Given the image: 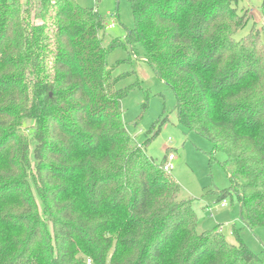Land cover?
I'll use <instances>...</instances> for the list:
<instances>
[{
	"label": "trees",
	"instance_id": "trees-1",
	"mask_svg": "<svg viewBox=\"0 0 264 264\" xmlns=\"http://www.w3.org/2000/svg\"><path fill=\"white\" fill-rule=\"evenodd\" d=\"M95 4L98 0H94ZM240 0H129L128 54L213 143L238 217L264 228V37ZM264 16V0L260 4ZM104 18L77 0H0V264H262L231 225L199 230L191 199L122 119ZM129 55V56H130ZM147 101L142 106L145 108ZM226 200V199H225ZM89 260V262L87 261Z\"/></svg>",
	"mask_w": 264,
	"mask_h": 264
},
{
	"label": "rangeland",
	"instance_id": "rangeland-1",
	"mask_svg": "<svg viewBox=\"0 0 264 264\" xmlns=\"http://www.w3.org/2000/svg\"><path fill=\"white\" fill-rule=\"evenodd\" d=\"M77 2L84 7L96 6L104 18L106 25L104 45L114 38H120L124 43L114 47L108 55V62L125 59V62L116 69V73L133 70L132 74L121 80L118 85L124 86L135 80L139 81L140 86L131 90L121 101L122 119L127 132L137 143L143 145L147 136L151 134L152 124L167 116L158 133L144 145L145 152L157 163L162 161L167 148L174 154L172 169L169 172L180 185V197L191 199L192 208L199 218V230L220 225L226 239L235 244V237L230 231L231 225H234L240 229L242 241L253 252L260 254L264 264V228L259 227L252 231L243 227L238 217L234 196L225 197L227 202L225 207H221L220 201L216 200L217 191L230 184L221 164L224 155L216 152L214 160L209 158L208 153L214 150L213 143L178 122L172 90L152 72L146 62L128 54L129 47L124 36L133 25L129 0H98L96 4L94 0ZM260 4L261 0L239 1L238 12L247 10L250 18L246 25L236 32V37L247 34L253 26L264 37V16L261 15ZM112 21L113 26L109 27L108 24ZM145 101L147 105L143 108L142 104Z\"/></svg>",
	"mask_w": 264,
	"mask_h": 264
},
{
	"label": "built area",
	"instance_id": "built-area-1",
	"mask_svg": "<svg viewBox=\"0 0 264 264\" xmlns=\"http://www.w3.org/2000/svg\"><path fill=\"white\" fill-rule=\"evenodd\" d=\"M108 26L109 27L113 26V21L110 24H108ZM174 158H175V156L172 152L168 153L166 160L164 161V163L161 166L164 171L169 172L172 169V161L174 160ZM226 204H227V202L225 199H223L219 202V205L221 207H225ZM87 261L89 262V260H87Z\"/></svg>",
	"mask_w": 264,
	"mask_h": 264
}]
</instances>
